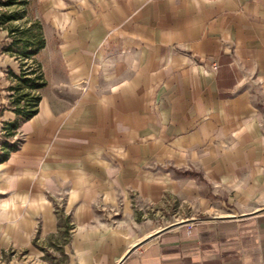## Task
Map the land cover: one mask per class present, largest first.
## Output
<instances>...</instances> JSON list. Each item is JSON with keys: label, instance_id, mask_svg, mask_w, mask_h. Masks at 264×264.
<instances>
[{"label": "crops", "instance_id": "crops-1", "mask_svg": "<svg viewBox=\"0 0 264 264\" xmlns=\"http://www.w3.org/2000/svg\"><path fill=\"white\" fill-rule=\"evenodd\" d=\"M31 9L45 86L0 162V264L49 243L58 264H264V0ZM172 201L194 216L146 230L134 206Z\"/></svg>", "mask_w": 264, "mask_h": 264}, {"label": "trees", "instance_id": "trees-1", "mask_svg": "<svg viewBox=\"0 0 264 264\" xmlns=\"http://www.w3.org/2000/svg\"><path fill=\"white\" fill-rule=\"evenodd\" d=\"M27 3L28 0H0V6L3 7L14 5L25 7ZM22 18L23 13L18 15L16 12H0V27L7 31V36L10 38V42L2 50L13 56L19 63L18 74L8 71L13 80V84L8 86L10 92L8 107L17 115L18 120L8 122L3 127L6 139L0 142V162L6 159L10 151L17 149L18 143L7 139L14 136L19 122L36 114L40 100L39 91L45 86L40 65L34 59L37 52L44 46L39 23L32 21L27 25L7 26V23L10 24Z\"/></svg>", "mask_w": 264, "mask_h": 264}, {"label": "rangeland", "instance_id": "rangeland-1", "mask_svg": "<svg viewBox=\"0 0 264 264\" xmlns=\"http://www.w3.org/2000/svg\"><path fill=\"white\" fill-rule=\"evenodd\" d=\"M35 0H28V3L25 7H21L19 5H14L11 7H3L0 6V12H16L18 15L23 13V18L18 19L16 21L11 22L10 24L7 23V26H18L20 24H28L29 22L36 21L40 23V20L33 18L32 19V5L34 4ZM23 8V9H21ZM42 25H40L41 27ZM10 38L7 36V31L5 29H2L0 27V50L7 45L10 41ZM12 60L8 59L7 56L3 53L0 54V88L2 96L6 94L4 88L6 86L7 78L4 71L6 69L7 64H9ZM8 77V74H7ZM6 78V79H5ZM10 81V80H9ZM3 96V97H4ZM5 99V98H4ZM17 133H14L13 137H10V139L14 142H17L18 145L22 141L24 135L21 132L15 131ZM3 134H5L3 132ZM136 212H140L142 215V218H140L144 225H146V230L148 231H154L161 227H164L170 223L179 221L181 219H188L191 216H194V210H192L190 207L179 204L175 201L169 202V203H163L161 205H155V206H149L148 208L140 209L137 205L134 206ZM59 210V209H58ZM146 231V232H148ZM42 254L40 257L36 260H34L33 264H58L59 262H62L60 255L58 258L56 257L57 253H54L50 251V243L49 245H44V249H40ZM31 264V263H28Z\"/></svg>", "mask_w": 264, "mask_h": 264}, {"label": "built area", "instance_id": "built-area-1", "mask_svg": "<svg viewBox=\"0 0 264 264\" xmlns=\"http://www.w3.org/2000/svg\"><path fill=\"white\" fill-rule=\"evenodd\" d=\"M217 68H218V65H217L216 62H212V63L210 64V70H212V71H216Z\"/></svg>", "mask_w": 264, "mask_h": 264}, {"label": "water", "instance_id": "water-1", "mask_svg": "<svg viewBox=\"0 0 264 264\" xmlns=\"http://www.w3.org/2000/svg\"><path fill=\"white\" fill-rule=\"evenodd\" d=\"M172 225H175V224H172ZM164 229H166V228H164ZM159 232H160V231L154 233V235H157ZM131 250H132V249H131ZM131 250H130V251H131ZM130 251H129V252H130ZM129 252H128V253H129Z\"/></svg>", "mask_w": 264, "mask_h": 264}]
</instances>
